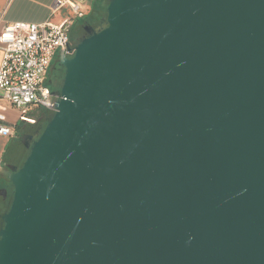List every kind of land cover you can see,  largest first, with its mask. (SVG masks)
<instances>
[{"label":"water","instance_id":"obj_1","mask_svg":"<svg viewBox=\"0 0 264 264\" xmlns=\"http://www.w3.org/2000/svg\"><path fill=\"white\" fill-rule=\"evenodd\" d=\"M99 23L0 169V264H264V0H107Z\"/></svg>","mask_w":264,"mask_h":264},{"label":"built area","instance_id":"obj_2","mask_svg":"<svg viewBox=\"0 0 264 264\" xmlns=\"http://www.w3.org/2000/svg\"><path fill=\"white\" fill-rule=\"evenodd\" d=\"M85 3L86 0H56L51 11L68 8L74 20H80L85 16ZM71 29V19L60 24L15 22L1 27L0 93L21 115H26L29 107L48 109L53 95L46 85L47 73L56 55L73 54L74 49L67 50ZM10 135L11 128L0 124V136Z\"/></svg>","mask_w":264,"mask_h":264},{"label":"crops","instance_id":"obj_3","mask_svg":"<svg viewBox=\"0 0 264 264\" xmlns=\"http://www.w3.org/2000/svg\"><path fill=\"white\" fill-rule=\"evenodd\" d=\"M56 0H0V29L3 24L24 22L30 24H42L50 22L60 24L65 19L72 20L74 23L83 20L92 19L98 7H103L107 0H86L84 11L85 16L80 20H74L71 11L63 8L57 12L51 11V6ZM2 59V50L0 48V64ZM47 109L42 107H29L26 115H21L19 110L15 109L10 103L4 100L0 93V124L11 128L9 137L0 136V169L2 166L11 165L13 161L6 156L7 150L16 145L15 142L21 143L22 134H30L35 129L36 122L42 119V115ZM44 125V124H43ZM29 131V133L23 132ZM27 155V154H26ZM2 178H0L1 186Z\"/></svg>","mask_w":264,"mask_h":264},{"label":"flooded vegetation","instance_id":"obj_4","mask_svg":"<svg viewBox=\"0 0 264 264\" xmlns=\"http://www.w3.org/2000/svg\"><path fill=\"white\" fill-rule=\"evenodd\" d=\"M102 18V15L99 13H95L92 17V19L83 20L81 22L74 23L71 33H70V41L67 50L71 52L77 41L86 37L87 33L84 30V27L86 25H91L93 28H98L101 26L100 19ZM103 25V24H102ZM75 36L77 39L75 40ZM75 40V41H74ZM64 54V53H63ZM68 59L71 58L72 54H64ZM60 57L59 54L55 56L49 70L47 73V79H46V85L50 89L51 94L53 95L56 91H58L61 87L62 79L64 76V68L59 62ZM51 114V111L47 110L42 115V119L38 120L36 122L35 129L30 132V134H34L41 126H43L44 122L49 118V115ZM26 133H29V131H23ZM16 145H12L11 148L7 150L6 156L11 158V160L18 159L16 162L13 161V166L19 167L24 160L27 150L22 146V144L19 142H15ZM1 189H9V184L6 182V180L1 181ZM10 202V196L7 194L6 196L3 194V192L0 191V215H2L8 208ZM1 220H0V228H1Z\"/></svg>","mask_w":264,"mask_h":264},{"label":"trees","instance_id":"obj_5","mask_svg":"<svg viewBox=\"0 0 264 264\" xmlns=\"http://www.w3.org/2000/svg\"><path fill=\"white\" fill-rule=\"evenodd\" d=\"M96 12L103 16L104 15V8L103 7H98L96 9Z\"/></svg>","mask_w":264,"mask_h":264},{"label":"rangeland","instance_id":"obj_6","mask_svg":"<svg viewBox=\"0 0 264 264\" xmlns=\"http://www.w3.org/2000/svg\"><path fill=\"white\" fill-rule=\"evenodd\" d=\"M73 37H74L75 40L77 39L75 36H73ZM75 40H74V41H75ZM51 115H52V113L49 115V117H51Z\"/></svg>","mask_w":264,"mask_h":264}]
</instances>
